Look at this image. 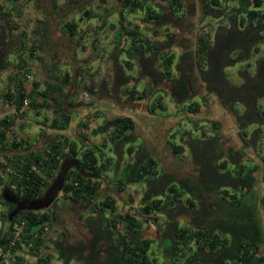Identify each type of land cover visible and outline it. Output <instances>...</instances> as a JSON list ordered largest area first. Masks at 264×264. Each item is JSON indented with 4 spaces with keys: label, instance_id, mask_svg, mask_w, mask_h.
<instances>
[{
    "label": "trees",
    "instance_id": "obj_1",
    "mask_svg": "<svg viewBox=\"0 0 264 264\" xmlns=\"http://www.w3.org/2000/svg\"><path fill=\"white\" fill-rule=\"evenodd\" d=\"M117 1L120 4V8L117 10V23L109 24V28L113 33V49L126 56L122 61L124 65L130 68L129 60H134L136 57L142 65L147 63L149 72H156L159 76L164 73L167 77L171 76L170 79L166 77L165 79L168 83L170 96L177 102L189 99L188 91L194 75H197L195 71H197L201 79L207 82L206 89L216 90L217 95L224 98L223 102L238 112L237 117L243 130L242 135H246L247 132L250 134V138L244 139L246 140L244 143L250 145L253 142L255 144L264 124V49L261 50L258 46L264 41L263 0H204L203 16L225 17L228 24H218L210 32L209 29L200 32L194 43L195 49H185L179 54L178 62L175 64L178 75L170 73L168 69L175 55L170 51L171 47L168 46V41L174 33L170 32L168 27L161 35L162 40L159 41L160 37H157L158 29L164 22L161 8L158 10L149 3L144 4V0ZM165 1L166 7L170 8L165 11L169 17L178 18L183 15L181 0ZM21 8L18 6L16 13H19ZM136 11H141L139 21L142 26L145 24L144 27L127 19L126 13L133 14ZM82 13L87 16L90 10L84 7ZM9 14L10 11H5L0 4V17L2 18L0 70L7 66L5 54L8 52V47L11 48L16 43L11 41L12 38L6 36ZM76 22L77 20L65 19L62 23V33L67 40L75 37L76 43L83 49L86 46L78 43L80 34L78 35ZM103 22H100L99 28H102ZM48 26L47 20L36 19L32 33L34 38H38L30 44L24 40L25 31H21L20 42L15 44L17 45L16 49L20 51L17 56L19 70L26 69V58H33L38 47L44 46L51 49ZM141 27L142 30L148 29L153 32L155 34L153 37L156 39L145 36L146 34L144 35L140 30ZM93 43L91 42V49L95 50L97 47ZM250 57L253 58L254 73L249 70ZM239 60L244 62L236 71L240 80L236 84L231 83L226 77L225 69ZM153 61L157 62V66L162 65L164 69L156 68L154 70L152 68ZM116 64L115 61L114 76L119 78L120 73L117 71ZM90 67L79 64L74 67L73 75L66 71L60 74L54 70L55 68H52V75H47L42 82L33 79L31 88L28 90L24 86L27 73L20 78L17 74V89L13 92L8 90L5 97L12 100L16 110L21 108L24 97L29 99L27 108L32 110L51 108V117L44 118L40 123L48 126L52 131L65 130L73 120L72 114L67 111L68 108L75 105L79 90L88 87L89 80H85L90 79V82L92 80ZM9 79H14V76H10ZM123 91L130 98L135 99L145 97L147 89L138 90L135 86H130ZM78 104H88V101L83 99ZM151 104L165 108L160 96H157ZM190 104L192 107L188 111H195V102L191 101ZM240 106H242L241 109ZM100 113L99 110L87 111L80 117L75 125L76 139L70 138L64 132L53 133L41 146L34 147H31L25 138H18L17 135L7 139L6 130L12 122V113H8L0 119V153L7 161L1 167L8 181L16 183V189L9 188L1 178L0 185L6 184L5 187L11 189L12 192H17L20 198L32 199L39 196L57 174L63 157L77 159L81 169L100 174L99 178H92L82 176L73 168L67 171L58 196L61 194L63 199H68L73 204L79 202L78 207L81 211L82 208L87 210L81 215L82 217L80 216L85 234L83 238L70 240L61 228L59 239L53 243V250L40 257L39 264H49L50 260L52 261L50 264H52L58 259H60V264H71V259L75 255L81 256V251L84 250L88 251L89 261L94 264H154L146 254L153 240L142 238L140 233L150 221L156 219L154 214L162 199L165 201L164 206L168 207L164 210V214L167 216L165 218L170 219L173 215L186 216V224L180 225L173 218L161 232L162 238L158 241V246L161 245L164 251H168L165 264H184V262H178V258L171 262L168 260L177 253V250H182L183 245L188 242H195L197 249L204 247L208 251L203 254L206 257L204 264H264V253L258 254V248L264 237V225L261 224L257 208V205L264 204V196L257 197V188H253L255 176L252 172L257 170L258 165L251 162L250 159L251 164L247 162L248 158H245V151L242 148H229L228 152L218 153L221 149L215 136L203 139L191 138L183 131L181 139L183 135H187L184 142L191 149L190 157L198 177L181 180L180 183H175L171 179L161 183L159 182L161 177L155 171L154 161L149 158L150 156H146L139 146L126 145L125 152L129 159L124 161L121 160L120 155L116 156L118 159L116 158L114 161L112 156H106L102 152L101 147L125 145L123 143L134 140L136 136L134 131L132 132L134 123L129 117H104L99 123L95 122V126L88 132L80 133L78 131L80 126L86 124L87 117L85 116L90 115L95 119L96 115H101ZM23 115H25V111ZM251 125L256 127L249 129ZM19 128L23 129L24 124L22 123ZM97 134H102L98 143L83 145L82 140L87 139V135L95 136ZM75 140L79 142V145ZM175 148L178 151L182 150L180 146ZM261 160L264 163V156ZM34 162L48 177L45 183L41 182L42 176L40 177L37 171H29L30 165ZM112 162H116L110 180L113 186L109 185L107 191L100 193V184L106 181L107 174L105 173L109 170V164ZM210 180L214 181V186L211 185ZM134 181L144 184L139 198L140 204L134 212L130 210L119 212L116 207L118 198L113 195V192L116 195L119 194L120 198L121 191L126 192L128 184ZM107 182L109 181L107 180ZM211 187H214L216 191L217 200L210 203L205 200L204 196L207 189ZM221 187L224 189L221 194H218L220 192L218 188ZM228 188H232V190ZM103 190L106 188L104 187ZM185 195L186 206L181 203L183 202L182 197ZM194 198H198L197 203L193 200ZM126 200H132L129 193H127ZM1 202L6 205V211L1 215V219L3 225H7L10 222L7 219L8 211L12 210L14 205L10 202L6 203L2 198ZM70 207L68 206L69 209H71ZM17 218H25L29 221L28 234L31 232V235L35 230L41 231L44 223H53L56 227L61 225L55 208L51 209V207L38 211L34 209L20 211L14 220ZM215 231L218 232V235L213 233ZM28 234L25 237V242L34 239ZM204 234L206 239L202 238ZM210 234L211 238H209ZM7 235L4 233L3 237ZM3 237L1 241H3ZM177 238L180 241L177 242ZM34 240L37 244L38 240ZM213 248L215 251L211 250ZM193 255L192 257H195L196 260L198 252H194ZM101 257L103 261L98 262ZM185 264L200 263L188 261Z\"/></svg>",
    "mask_w": 264,
    "mask_h": 264
},
{
    "label": "flooded vegetation",
    "instance_id": "obj_2",
    "mask_svg": "<svg viewBox=\"0 0 264 264\" xmlns=\"http://www.w3.org/2000/svg\"><path fill=\"white\" fill-rule=\"evenodd\" d=\"M203 1L204 0H193L190 3L186 1V7L183 13V16H186V14L189 15L187 16L186 20L181 21L182 19H180L179 16L178 18H176L177 22L170 20L173 23L175 22L174 26L178 28L177 36L173 40L172 36V38H170L168 41V44L173 43L174 45V48L170 46L171 52H174L177 48V54H175L176 56L174 55V59L170 62V67L168 68L170 70V73L172 74L178 75V72L175 69V64L178 62L179 54L185 49H195L194 43L196 42L197 36H199L201 32L199 26L201 24V15H203ZM137 62L138 64H140L139 71L141 72V74H145L147 78H149V86H155L147 98L145 95V97L142 98L138 97L132 99L127 93H124L123 89H121L123 87L122 85L126 86L130 84L129 81L131 80V78L129 77V74L131 73L126 72L125 77L123 76V73L120 72L119 68H117V71H119L120 73L118 76L119 78H116L113 75L111 83L108 86L100 84L97 88L93 89L92 87H90V85H88L87 89L89 90V98H87L86 100L88 101V103H92L93 107H101L99 108L100 110L98 109L101 113H109L110 110L115 109V113L110 112L112 116H115V118L129 117L128 115L130 114L138 115V118L136 117L138 120V124L133 122L134 125H132V132L134 131V134L138 135L135 136L134 140L125 142L123 144L128 145L134 143L136 146L140 147V149L146 156H150L149 158L154 161L156 174H159V177H161V179H159V182L164 183V181H166L167 179H171L175 183H180L181 180L185 181L188 178L196 179L198 177V174H196L195 166L191 161V149L189 148V145L184 141L188 134L191 136V138L194 137L200 139L215 136L216 142L221 149V151H219L218 153L222 151L228 152L229 148H242L243 151H245V158H248L247 162L251 160V162L257 163V170L252 172L254 176L258 174L254 178L253 188H257V197L264 196V163L262 162L263 159L261 160L263 156V154L261 153L262 150L259 149V147L256 148V143L254 144L252 142L250 143V145L249 143H244V141H246L244 139L250 138V134L249 132H247L246 135H242L241 132L243 130L237 117L238 112H235L229 104L226 105L223 102L224 98L222 96H218L216 90L206 89L207 82L201 79L197 71H195L197 75H194L188 91L187 97H189V99L183 102H177L170 96L168 83L165 79V77L167 79H170L171 76H165L166 73L159 76L156 72H149L147 69V63H145V65H142L138 59ZM152 68L154 70L156 68L159 70L164 69L162 65L157 66V62L154 61L152 63ZM149 90L150 88L148 87L147 92ZM164 95L167 98H170L171 103H169L170 101L168 102L164 100ZM157 96H160L162 98V101L165 104V108H159L156 104L155 106L151 104ZM134 101L137 103L132 104ZM191 101L195 102V111L190 110V114H188V109L192 107V105L190 104ZM78 102L79 100L77 99L75 105L69 107L67 110L70 111L73 116H78L79 112H81L79 111ZM143 103L144 105H142ZM119 105L123 107H120ZM146 108L151 113V115H148L146 113ZM131 110H134L135 113L133 114L132 112H128ZM86 112L87 111H85L84 113ZM84 113L82 114V116L84 115ZM176 115H182V117L176 122L172 123ZM183 131H185L187 135H183L181 139V134ZM119 146H122V144H119ZM176 146H180L182 150L178 151V149L175 148ZM116 147L117 146L114 145L112 146V148L114 149H116ZM249 154L256 155H254L256 158V162H254L250 158ZM245 158H243L244 161H246ZM251 162H249V164H251ZM105 180L107 181V179ZM209 182H211V185L214 186V181L210 180ZM236 188H238V185H236ZM218 189L220 190L218 194H221V191H223L224 188L221 187ZM228 189L232 190V188ZM110 191L112 192V190ZM99 192H102V190H100ZM141 192L142 191H140L138 198H140ZM206 192L207 193L204 196L205 200L210 201V203L214 200H217V195L214 187L207 189ZM187 196L189 195L187 194ZM185 197L186 195L182 197L183 202H181L184 206H186ZM197 199L198 198L193 199L195 203L198 202ZM65 202H67V207L63 208L62 205H64ZM78 203L76 202L75 204H73L68 199H63L62 195L60 194L58 196L57 202L53 203L51 207L52 209L55 208V206L60 207L61 205L62 210H60V212L58 211L57 214L58 216L62 217L60 219L62 226L61 228L66 232V235L70 238V240H76L79 238H83L84 236V233L80 228V226H83L81 215H83L87 210L85 208H82L81 211V209L78 207ZM164 203L165 201L164 199H162L159 203L158 210H156V213L154 214V216H156V219L148 223V225L152 224L154 226L152 227L153 229L151 232L156 233V238H154L155 241H159L160 238H162V230L173 220V218H175L180 225L185 223L186 221V216L184 215H173V217L170 219L165 218L167 216L166 214H164V210L168 207L164 206ZM263 205L264 204H262L261 207L260 205H257L258 210L262 208L264 209ZM68 206H71L70 213L67 212L68 210H70ZM78 221H81V225L77 224ZM213 233L218 235L217 231ZM140 236H142L141 233ZM211 236L212 235L210 234L209 238H211ZM172 237L174 236L172 235ZM142 238L147 237L142 236ZM150 238H152V236H150ZM202 238L206 239L205 234L204 236H202ZM176 241L178 242L180 240L177 238ZM178 246H181V244H178ZM262 246H264V237L262 244L258 248V254H262L260 250ZM211 250L215 251L214 248ZM81 252V256L75 255L71 259V264H94L90 263L89 257L87 256V250ZM152 252L153 251H150V249L148 248L146 254L149 255L150 261L154 264H156L155 258L157 256L159 257L160 255L163 260H166V256H168V251H164L162 247L160 248V252L157 256L153 255ZM194 252H198V258L196 260L195 257H192L194 256ZM206 253H208V251L205 250L204 247L203 249H197L195 242H188L187 244L183 245L182 250H177V253L174 254V256H171L168 261H175V259L178 258V262H184V264L188 261H197L200 264H204L206 262V257H204L203 254ZM99 261H103L102 257L98 260V262Z\"/></svg>",
    "mask_w": 264,
    "mask_h": 264
},
{
    "label": "rangeland",
    "instance_id": "obj_3",
    "mask_svg": "<svg viewBox=\"0 0 264 264\" xmlns=\"http://www.w3.org/2000/svg\"><path fill=\"white\" fill-rule=\"evenodd\" d=\"M182 2V9L184 11L185 9V2L187 1L188 3H190L193 0H181ZM151 4L153 7H156L158 10L161 8V13L162 15H164V22L160 25L158 31L159 34L157 35V37L159 38V41L162 40V36L163 32L165 30V28L167 29L168 27L170 28V32H173V38L172 40L177 36L178 33V28H176L174 26V23L172 21H176V18L172 17V21L171 17H169L167 15V13H165V11L170 8L166 7V1L165 0H144V4ZM0 4L4 7L5 11H10V14L8 15V25L6 28V36L8 38H12L11 41L12 42H20V36H21V31H25L26 37H25V41L27 44H30L32 41L37 40V38H34V34L32 33L33 29L35 28V22L36 19L41 18V19H45L47 20L49 26V32H50V42H51V49H47L44 46L38 47L37 51L35 52V56H33V58L31 57H27L26 58V69L29 71L30 74V78H26V81L28 84L32 85L33 79H35L37 77V80H39V82H42L43 78L48 75L49 72L52 68H55L54 70L58 71L60 74L63 73V70L69 72L70 74L74 73L72 72L74 67L81 64L82 66L88 64V62L92 59H94L97 54L101 53V49H97V50H92L91 48V38L94 35H98V38L101 39L103 38V34L105 33L104 37L107 40L106 42V48H104L106 50V52H103L105 55V59L102 60V63L109 62L110 63V67H111V72L110 73V77L107 80V82L104 81V85H109L111 83V80L113 78V75L115 74L114 72V66H115V61H116V67L119 68L120 72L123 73V76L126 77L125 73H131L129 74V77L131 78V80L129 81L130 84L126 85V86H136L137 88H145L148 89L149 87V83L144 80V82L142 81V79L147 78V76L144 74L142 75L141 72L139 71V65L137 62V59L134 58V60H129L130 61V68H127V66L124 65V63L122 62L123 59H125V54L121 53L119 54L115 49H113V36H112V29L109 28V24H115L117 23L116 21V17L117 16V10L120 8V4L117 0H104L103 2L101 0H75L73 2L70 0H0ZM263 4V9H264V0L262 2ZM22 7L20 9L19 13H16L17 7ZM161 6V7H158ZM87 7L90 10V13L86 16L85 14L82 13V8ZM80 8V9H79ZM65 9V10H64ZM133 15V16H132ZM141 15V11H136L133 14H127V19H129L132 22H138V16ZM174 16H176L174 14ZM186 16L182 15L180 17V19H182L181 21L186 20L187 18ZM168 17V18H167ZM84 19L83 21H78L79 19ZM88 18V19H87ZM74 20V21H78L76 22L78 25V35L80 38L78 43H81L83 45H85L86 47H84L83 49L81 47H79V45L76 43L75 41V37L71 38L70 40H67L66 36L64 35V33H62V23L64 22V20ZM2 18L0 17V27H1V21ZM105 21L104 25L102 26L103 28H99V24L100 22ZM177 22V21H176ZM200 26L199 28L202 30L204 29H209V32L212 31V29L216 26V25H227L228 21L226 20L225 17H213V16H203L201 15V19H200ZM141 25V24H140ZM142 26V25H141ZM145 24L142 26L144 27ZM101 27V26H100ZM142 27L140 28V30L142 31V33L145 36H149L150 39H156L153 37V32H150L148 29H143ZM148 34V35H147ZM211 34V33H210ZM108 36V37H106ZM11 42V43H12ZM173 42V41H172ZM15 43V44H16ZM76 43V44H75ZM13 44V46L10 48L8 47V52L5 54V60H7V66L5 69H1L0 70V77H2L5 73L9 72H13L17 70V64H18V53L20 52L19 50H17L16 46ZM168 46H174L173 43L168 44ZM258 46L260 47V49H264V41H262L261 43L258 44ZM174 48V47H173ZM177 49V48H176ZM175 49V54H177V51ZM111 53V54H110ZM261 53V52H260ZM113 56H116V58H113ZM115 59V60H114ZM249 62L251 63L249 70L250 72H253L254 69V62H253V58L250 57ZM243 61L239 60L236 61V63L232 66L226 67L225 69V73H226V77L227 79L231 82V83H237L239 82L240 78H239V74L237 71V68L241 67L243 65ZM90 66V65H89ZM52 73V72H51ZM254 73V72H253ZM143 77V78H141ZM8 80V79H7ZM89 83L88 85H93L94 84V80L90 79H86L85 81H88ZM105 80V79H104ZM93 83V84H92ZM99 83L103 82H95V86H97ZM2 82L0 79V90L1 88ZM30 87V86H29ZM28 87V89H29ZM88 95L86 97L89 98V90L87 88H84ZM84 89H81L79 91H82ZM149 92V91H148ZM151 93V92H150ZM76 98V97H75ZM87 99V98H86ZM164 100L166 101H170V98H167L164 95ZM171 103V101L169 102ZM242 108V106H240V109ZM43 113H45V111L43 110ZM29 116H31V118H35V119H41V116L39 117V115H32L31 113L29 114ZM102 116H95V122H100L102 121ZM31 129H33L34 127L37 128V126L35 124H30L29 126ZM256 126L251 125L249 127L250 128H254ZM247 129V130H249ZM19 130H21L19 128ZM194 132V131H193ZM259 139L257 140L258 143V147H260L259 149H261V153L264 156V124L261 127V132H259ZM77 136V133L75 136L72 135L73 139H76L75 137ZM43 137V136H42ZM99 135L95 136L93 139H91V143H96V141L98 140ZM41 140V139H40ZM42 141H39V143L35 144V146H41ZM131 147H135L136 145L134 143L132 144H128ZM102 148V152L106 155V156H112V160H116V154L114 152V150L108 148V147H101ZM121 149H124V146H119L117 145L116 147V151L119 152ZM126 157L128 158V154L125 152V150H123V158L122 161H124L126 159ZM109 170L106 171L105 174L107 177V181L102 182V184L100 185V190H103L104 187L106 188V190H103L100 193H103L104 191H107L109 189V185L113 186V184L110 182V180L112 179V172L113 169L115 168V163L112 162L111 164H109ZM230 168V166H228ZM258 175V174H256ZM255 175V176H256ZM138 188V191L140 193V191L142 190V184L138 183L137 181L134 182H130L128 184L129 188H134L136 187ZM110 191V190H109ZM130 192V198L132 199L131 201L126 200V194L124 192L121 191V196L119 198V194L116 195V193L113 192V195H115L118 199V201H116V207L118 208L117 210L119 212L121 211H125V210H130L132 212H134L135 209H137V206L140 204V200L139 198H136V196L134 197V193L132 190H129ZM261 197V196H259ZM58 200V198H57ZM57 200L55 202H57ZM128 203H127V202ZM262 206V204H260V207ZM264 206V205H263ZM1 208L5 209L6 211V205H4L3 203H1L0 205ZM52 207V206H51ZM63 208L67 207V202H65L64 205H62ZM49 209V208H48ZM68 209V208H67ZM61 209V205L60 207H56L55 206V211L56 212H60ZM259 211H261V222L262 225H264V219H263V214H264V209H260ZM68 213L71 212V209L67 211ZM59 220L62 218L61 216H58ZM81 221H78V225L80 224ZM60 225V224H59ZM59 228H61L62 226H58ZM152 227H154L152 224L147 225V227H144L141 232L143 237H147L150 238V236H152V243L150 245V251H153L152 254L157 256L158 253L160 252V248L161 245L158 246V241H155L154 238H156V233H152ZM80 228L82 229V232L85 234L84 231V227L82 228V226H80ZM261 252L264 253V246H262L260 248ZM55 251V250H54ZM155 262L156 264H165V259L163 260L160 255L159 257L157 256L155 258ZM59 264V262L57 263Z\"/></svg>",
    "mask_w": 264,
    "mask_h": 264
},
{
    "label": "built area",
    "instance_id": "obj_4",
    "mask_svg": "<svg viewBox=\"0 0 264 264\" xmlns=\"http://www.w3.org/2000/svg\"><path fill=\"white\" fill-rule=\"evenodd\" d=\"M30 75H27V78H29ZM88 95L87 91L84 89L80 91V93L77 95V99L79 101H83V99L86 100V97ZM29 99L24 97L22 106L19 110V114L22 116V113L26 107H28ZM86 124H83L78 128V131L80 133L88 132V130L95 126V119L92 116H85ZM20 121H22V118L20 116H17L15 118V124H18ZM11 124L8 126L6 130V136L10 138L11 136L16 135L15 128H14V122H10ZM7 161L5 160L2 153H0V178L4 181L3 183H6L9 188H12V190L16 189V183L9 182L5 172L2 170L1 167L2 164H6ZM10 166V164H9ZM10 168V167H8ZM7 168V169H8ZM37 171V173L42 176V183H45V181L48 180V177L46 176L45 172H43L39 166L34 162L29 167V171ZM0 185V205H1V193L3 189H6L5 185ZM7 188V189H9ZM11 190V189H9ZM11 190V191H12ZM16 195L17 192H12ZM5 212V209L0 207V264H39L40 257L44 256L47 253H51L53 250L52 247L54 241L58 240L60 237V228L55 226L53 223H44L42 226L41 231H34L32 235V239L38 240V243L36 244L35 240H31L28 242H25V237L28 234V228H29V221L25 218H17L16 220L10 221L7 225H3L1 215ZM4 233H7L8 235L6 237H3ZM28 234V235H29ZM3 237V241H1V238ZM52 261H49V264ZM58 261H55L52 264H57Z\"/></svg>",
    "mask_w": 264,
    "mask_h": 264
},
{
    "label": "crops",
    "instance_id": "obj_5",
    "mask_svg": "<svg viewBox=\"0 0 264 264\" xmlns=\"http://www.w3.org/2000/svg\"><path fill=\"white\" fill-rule=\"evenodd\" d=\"M133 16V15H132ZM139 17H140V15L137 17L138 18V24H140L141 22L139 21ZM88 19V18H87ZM84 19H79L78 21H83ZM77 21V22H78ZM105 22V21H104ZM104 22H103V25H104ZM136 22V21H135ZM77 24V23H76ZM100 25V24H99ZM98 25V26H99ZM77 27H78V25H77ZM103 28V27H102ZM101 28V29H102ZM104 35H105V33L103 34V38H101V39H99L98 38V35L96 34V35H94V36H92V40H91V42H94L93 43V45H95V47H97V48H95V50H97V49H101L100 51H101V53L100 54H98V53H96L97 54V56L94 58V59H92V60H90L89 62H88V64H86V65H90L91 67L89 68V71H90V73H92V80H94V84L91 86L90 85V87H92L93 89L94 88H97L100 84L101 85H103L104 84V81L105 82H107V80L109 79V77H110V73H112L111 72V67H110V63L109 62H104V63H102V60H104L105 59V57H104V53L103 52H106V50H107V48H106V42H107V40L105 39V37H104ZM106 37H108V36H106ZM104 48H106V50L104 49ZM94 50V51H95ZM19 60V59H18ZM123 61V60H122ZM18 62V61H17ZM26 70V71H25ZM25 70H19V68L17 67V70L16 71H13V72H7V73H5L2 77H0V79H1V82H2V85H1V90H0V115H2V114H4V113H6V115H8V113H12V121L14 122L13 124H14V128H15V133H16V135H17V137L18 138H21V137H23V138H25L26 140H27V142L28 143H30V145H31V147H34L35 146V144H37V143H39V141H42V144H43V142L46 140V139H48V138H50L52 135H53V133H52V130L51 129H48L49 127L48 126H46V125H44V124H42V123H40L42 120H44V118H50L51 117V115H52V109L51 108H48V109H44V111H45V113H43V110H35V109H30V108H25L24 109V111H25V115H23V113H24V111H23V113H22V116L19 114V110H16V108H15V106H14V104H13V102H12V100L11 99H8L7 97H5V94H6V92L8 91V90H11L12 92L13 91H15L17 88V83H18V80H17V74H19V78L23 75V74H25V73H27V75L29 74V71L27 70V69H25ZM63 71H65V70H63ZM47 72H49L48 73V75H52V73H51V70L50 71H47ZM67 72V71H66ZM22 73V74H21ZM21 74V75H20ZM30 75V74H29ZM10 76H14V79H12V80H10L9 79V77ZM47 76V75H46ZM45 76V77H46ZM31 77V76H30ZM29 77V78H30ZM44 77V78H45ZM43 78V79H44ZM143 78V77H142ZM8 79V80H7ZM35 79H37V77L35 78ZM105 79V80H104ZM144 80H146L148 83H150V81H149V78H144V79H142V81L144 82ZM10 81V82H9ZM43 81V80H42ZM103 82V84L102 83H99L97 86H95V82ZM32 82V81H31ZM24 86H25V88L28 90V87H29V89L31 88V85L30 84H28L27 83V81L25 80L24 81ZM105 86H107V85H105ZM123 87L121 88V89H125V88H127V87H129V86H125V85H122ZM136 87V86H135ZM155 86L153 85V86H150V92L153 90V88H154ZM136 89H138V90H140V89H142L141 87L140 88H137L136 87ZM120 107H123V106H121V105H119ZM99 108H101V107H98L97 108V110L99 109ZM100 110V109H99ZM115 109H112V110H110L109 111V113L108 112H103V113H100L101 115L100 116H102L103 118L105 117V118H109L110 116H112V114L110 113V112H112V113H115V111H114ZM127 111V110H126ZM128 112H132L133 114L135 113L134 112V110H131V111H128ZM32 114V115H39V117L41 116V119H33V118H31V116H29V114ZM132 114H130V116H131ZM17 116H20L21 118H22V121H20L18 124H15V118L17 117ZM73 116V115H72ZM129 116V115H128ZM129 116V117H130ZM132 116H134V117H137L138 118V115H132ZM77 116H73V119H75ZM102 118V119H103ZM73 121V120H72ZM24 124V128L23 129H21V130H19V127H20V125L21 124ZM96 123H99V122H97L96 121ZM30 124H35L36 126H37V128H33V129H31L29 126H30ZM99 135V138H98V140L96 141V143H98L99 141H100V138H101V136H102V134H97V135H95V136H98ZM136 135H138V134H136ZM43 136V137H42ZM68 136H70V138H72V135H68ZM88 137H87V139H85L84 141L82 140V142H83V145L84 144H87V143H91L92 141H91V139H93L95 136H89V135H87ZM41 139V140H40ZM76 142H77V144L79 145V142L77 141V140H75ZM41 144V145H42ZM81 144V143H80ZM111 146V145H110ZM124 146V149H121L119 152H117L116 151V149H114V148H112V146L111 147H109V148H111L112 150H114V152H115V154H116V156H121V160H122V158H123V150H125V147H126V145H123ZM256 148H258V143L256 142ZM260 148V147H259ZM255 154H256V152H255ZM255 154H252V155H255ZM256 156V155H255ZM117 158V157H116ZM118 159V158H117ZM129 158H127L126 157V159L125 160H128ZM138 183H140V184H142V188L144 187V184H143V182H137V184ZM102 184V183H101ZM100 184V185H101ZM129 190H132L133 191V193H134V197L136 196V198H138V196H139V192H137L138 191V188H137V186L136 187H134V188H129L128 186L126 187V192L127 193H129L130 191ZM126 192H124L125 194H126V196H127V193ZM130 194V193H129ZM60 259H58V262H59V264H60V261H59ZM57 262V263H58Z\"/></svg>",
    "mask_w": 264,
    "mask_h": 264
},
{
    "label": "water",
    "instance_id": "obj_6",
    "mask_svg": "<svg viewBox=\"0 0 264 264\" xmlns=\"http://www.w3.org/2000/svg\"><path fill=\"white\" fill-rule=\"evenodd\" d=\"M149 94H150V91L146 93V98L149 96ZM134 103L136 104L137 102L134 101L132 104ZM142 105H144V103ZM78 106H79V111L81 112H79V115L75 119H73V121L68 126V128L65 130L64 129L55 130V131H52V133L64 132V134L66 135L75 136L76 135L75 125L77 124V121L80 119L82 114L85 111L92 112L98 108V107H93L92 103L83 104V105L81 104ZM146 113L148 115H151V113L148 111L147 108H146ZM187 113L190 114L189 111H187ZM5 115L6 113L0 115V119ZM181 117L182 115H176L172 123L176 122ZM130 118L132 119L133 122L138 124V120L136 117L131 115ZM249 156L254 162H256V158L254 155L249 154ZM70 168H74L75 170L79 172V174H82V176H88L92 178L100 177V174H94V173L88 172V170L86 169L84 170L81 169L79 167V163L77 159H74L71 157H63L60 161L59 170L57 174L52 179V181L49 183V185L46 187V189H44V191L39 196H35L32 199L20 198L18 195L12 193V191L7 188L2 190V193H1L2 199L6 203L10 202L11 204L14 205V208L8 211L7 219L12 221L14 217L17 215V213H19L20 211H24V210L31 211L33 209L38 211V210L49 208L52 205V203L55 200H57L56 198L58 197V193L60 192L64 184L65 176L67 175L66 173L68 169ZM259 214L261 215V211H259Z\"/></svg>",
    "mask_w": 264,
    "mask_h": 264
},
{
    "label": "clouds",
    "instance_id": "obj_7",
    "mask_svg": "<svg viewBox=\"0 0 264 264\" xmlns=\"http://www.w3.org/2000/svg\"><path fill=\"white\" fill-rule=\"evenodd\" d=\"M59 193H60V192H59ZM59 193H58V194H59ZM57 198H58V197H57ZM54 202H55V201H54ZM54 202H53V203H54ZM53 203H52V204H53ZM51 206H52V205H51ZM51 206H50V207H51ZM50 207H49V208H50ZM42 210H43V209H42Z\"/></svg>",
    "mask_w": 264,
    "mask_h": 264
}]
</instances>
